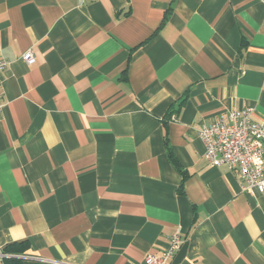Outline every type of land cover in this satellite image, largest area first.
<instances>
[{
  "label": "crops",
  "instance_id": "0c3cea01",
  "mask_svg": "<svg viewBox=\"0 0 264 264\" xmlns=\"http://www.w3.org/2000/svg\"><path fill=\"white\" fill-rule=\"evenodd\" d=\"M0 60L9 257L145 264L178 233L171 264H264V193L198 135L264 121V0H0Z\"/></svg>",
  "mask_w": 264,
  "mask_h": 264
},
{
  "label": "built area",
  "instance_id": "2783aa9c",
  "mask_svg": "<svg viewBox=\"0 0 264 264\" xmlns=\"http://www.w3.org/2000/svg\"><path fill=\"white\" fill-rule=\"evenodd\" d=\"M27 65L35 62L30 50L22 55ZM7 65L0 60V71ZM2 104L0 103V110ZM198 135L210 166L226 165L229 170H237L244 181V190L254 189L264 193V121L253 118L251 107L232 109L223 116L203 125ZM182 240L178 233L170 235L167 246L160 254H147L145 264H171ZM9 255L0 250V260Z\"/></svg>",
  "mask_w": 264,
  "mask_h": 264
},
{
  "label": "trees",
  "instance_id": "16d2710c",
  "mask_svg": "<svg viewBox=\"0 0 264 264\" xmlns=\"http://www.w3.org/2000/svg\"><path fill=\"white\" fill-rule=\"evenodd\" d=\"M169 157L173 163V165L177 168V170L179 172H182L178 163L175 161V159L172 157L171 153L169 152ZM26 248V243L24 242H16V243H12V244H9L7 246H5L3 248V252L5 253H9V254H16V253H20L22 251H24ZM4 262L5 264H20V260L19 258H15V257H8V258H5L4 259Z\"/></svg>",
  "mask_w": 264,
  "mask_h": 264
}]
</instances>
